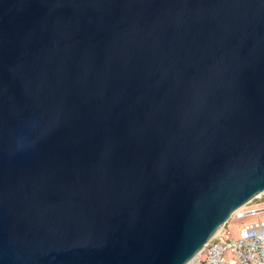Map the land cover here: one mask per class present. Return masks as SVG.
<instances>
[{
  "label": "water",
  "instance_id": "obj_1",
  "mask_svg": "<svg viewBox=\"0 0 264 264\" xmlns=\"http://www.w3.org/2000/svg\"><path fill=\"white\" fill-rule=\"evenodd\" d=\"M264 191V0H0V264H187Z\"/></svg>",
  "mask_w": 264,
  "mask_h": 264
},
{
  "label": "built area",
  "instance_id": "obj_2",
  "mask_svg": "<svg viewBox=\"0 0 264 264\" xmlns=\"http://www.w3.org/2000/svg\"><path fill=\"white\" fill-rule=\"evenodd\" d=\"M187 264H264V191L235 210Z\"/></svg>",
  "mask_w": 264,
  "mask_h": 264
},
{
  "label": "bare ground",
  "instance_id": "obj_3",
  "mask_svg": "<svg viewBox=\"0 0 264 264\" xmlns=\"http://www.w3.org/2000/svg\"><path fill=\"white\" fill-rule=\"evenodd\" d=\"M220 229H221V228H220ZM220 229H219V230H220ZM219 230H218V231H219ZM218 231H217V232H218ZM217 232H216V233H217Z\"/></svg>",
  "mask_w": 264,
  "mask_h": 264
},
{
  "label": "rangeland",
  "instance_id": "obj_4",
  "mask_svg": "<svg viewBox=\"0 0 264 264\" xmlns=\"http://www.w3.org/2000/svg\"><path fill=\"white\" fill-rule=\"evenodd\" d=\"M242 223V222H239V224Z\"/></svg>",
  "mask_w": 264,
  "mask_h": 264
}]
</instances>
